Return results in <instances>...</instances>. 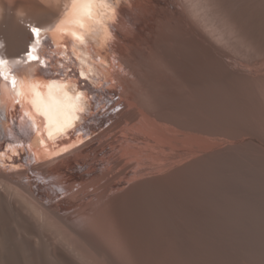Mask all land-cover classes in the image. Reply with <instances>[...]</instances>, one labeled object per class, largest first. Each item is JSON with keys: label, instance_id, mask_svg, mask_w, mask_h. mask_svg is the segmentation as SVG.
I'll list each match as a JSON object with an SVG mask.
<instances>
[{"label": "bare ground", "instance_id": "bare-ground-1", "mask_svg": "<svg viewBox=\"0 0 264 264\" xmlns=\"http://www.w3.org/2000/svg\"><path fill=\"white\" fill-rule=\"evenodd\" d=\"M229 9L222 0H0V139L10 137L0 142V264H165L174 255L148 200L159 189L168 199L188 187L190 167L250 139L207 137L216 133L204 121V72L264 111V46ZM64 94L71 127L57 131L45 105ZM227 221L237 247L228 264H264V220Z\"/></svg>", "mask_w": 264, "mask_h": 264}, {"label": "rangeland", "instance_id": "rangeland-1", "mask_svg": "<svg viewBox=\"0 0 264 264\" xmlns=\"http://www.w3.org/2000/svg\"><path fill=\"white\" fill-rule=\"evenodd\" d=\"M222 1L226 9L230 8L229 11L238 15L253 37L256 38L255 41L264 46V0ZM177 7L179 8L180 6L177 5ZM219 52L223 51L220 50ZM224 54L226 57L224 55L223 57L229 58L228 60L233 57L232 52L231 54L230 52H224ZM156 65L154 67L156 74L162 75V78H164L165 72L160 69L159 65ZM156 67L158 70H156ZM114 72L117 74L115 77L126 75L121 70H114ZM118 74L120 75L118 76ZM204 74L202 103L204 114L208 115L204 121L207 127H212L214 130L210 129L214 131V134L216 133L215 135L208 134L207 137L212 138V140L218 137L222 139L223 136L220 134L222 131L231 133L242 131L247 133L250 139L243 140L239 146L233 149L229 156L213 161H204L202 167H190V169L195 171V175H191L189 178L188 187L183 189V187L175 185L168 199L164 191L159 189L156 190L154 197L148 200V205H152V209L147 208V210H155L159 214L157 219L160 220V225H163V228H167L169 238L171 237L172 239L170 240L174 255L168 258L165 264H228V258L237 248L233 239V237H236V233L232 229L226 228L224 222H228L227 220H264V111L258 105L246 102V97L234 92L232 87L221 78L212 73L210 74V72H204ZM130 77L134 78L132 75ZM158 77L157 79L160 80L161 76ZM116 95L115 93L114 98H116ZM218 95L219 97H217ZM219 103L220 105H218ZM230 103L233 104L231 105L233 107H230ZM221 104L222 107L224 106L223 108ZM262 104L264 105V102ZM101 111L104 112V108ZM108 121H112V119ZM184 121L182 120V124L187 125ZM107 124L109 123L105 125L107 126ZM102 129L103 127L101 126L92 134L96 132L95 136L102 134ZM187 129L191 128L187 127ZM21 133L24 134V132ZM1 136L0 142L4 141L5 138H10L6 134L4 136L1 134ZM125 141L122 137L118 138V142ZM21 145L22 143L18 146ZM19 148L20 151L15 156L20 160L24 154V149L22 147ZM135 159L138 167H142L145 159L143 162L141 161L142 159L140 160L136 157ZM20 164L18 168H23L27 165V163L22 164L21 162ZM103 165L105 166V164ZM24 170L27 171L26 169ZM2 171L7 172L4 169ZM26 174L24 178L19 177V179L26 182ZM30 175L33 176L32 173ZM93 177L90 179L92 182L98 179L99 174L98 177L97 174H94ZM90 180L85 178V181H81L83 183H80L81 187L84 184L88 185L91 182ZM87 181L88 183H85ZM26 183L28 184L29 181ZM34 187L35 185L32 184L33 189ZM178 188L179 191H177ZM50 189H53L52 186H50ZM56 192L59 193L58 190ZM64 197L62 198L64 199ZM230 236L231 238H229ZM211 254L213 255L211 256Z\"/></svg>", "mask_w": 264, "mask_h": 264}, {"label": "snow or ice", "instance_id": "snow-or-ice-1", "mask_svg": "<svg viewBox=\"0 0 264 264\" xmlns=\"http://www.w3.org/2000/svg\"><path fill=\"white\" fill-rule=\"evenodd\" d=\"M95 2V0H86L87 4H91ZM100 3H106V0H99ZM34 35H39L40 29L33 28L32 29ZM31 59L37 60L38 57L32 56ZM3 64V61H0V65ZM13 86L15 87V80L13 81ZM40 93H37V96H40ZM67 99L66 94L62 96L58 101L55 103V107L52 104H46L45 108L46 111L44 115H46L49 119L50 125L52 123H57L59 126L57 127V131H62L64 127H71V117L69 115H65L61 110L65 107L63 104V100ZM78 99V97H77Z\"/></svg>", "mask_w": 264, "mask_h": 264}]
</instances>
